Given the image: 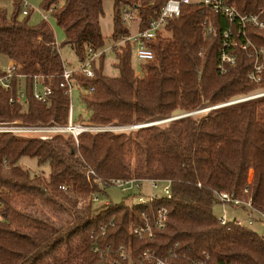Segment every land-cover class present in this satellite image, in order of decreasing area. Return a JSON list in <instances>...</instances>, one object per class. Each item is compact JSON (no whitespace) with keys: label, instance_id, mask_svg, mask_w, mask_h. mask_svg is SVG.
Masks as SVG:
<instances>
[{"label":"trees","instance_id":"trees-1","mask_svg":"<svg viewBox=\"0 0 264 264\" xmlns=\"http://www.w3.org/2000/svg\"><path fill=\"white\" fill-rule=\"evenodd\" d=\"M103 1L40 0L39 8L50 10L63 29L60 45L46 19L29 22L33 9L19 17L20 0L12 1L10 11L0 9V55L20 61L27 75L0 87V120H68L70 99L59 47L69 44L80 64L88 57V48L104 47L106 37L99 23ZM137 1L113 0L108 37L112 42L124 31L120 8ZM234 1L240 12L264 6V0ZM147 10H141V27L149 17ZM207 24L215 35L206 33ZM227 27L228 20L219 13L189 4L167 20L166 35L149 41L152 58L139 64V75L132 68L128 42L111 46L117 76L104 73L105 53L101 52L92 64L93 77L76 71L71 75L83 89L80 98L90 112L88 122L144 124L264 89V82L248 80L251 59L237 47L228 49L235 54L233 64L219 71L220 37ZM244 36L264 49L263 30L247 24ZM35 74H41L42 85L52 90L46 103L33 95ZM261 76L264 79V69ZM20 85L25 98L11 103ZM25 158L35 159L38 165L47 163L48 174L32 173L22 165ZM88 168L94 172L90 179L85 174ZM110 178L168 180L170 196L145 204H128L124 197L119 203L99 206L81 198L90 192L105 193ZM61 185L68 190L60 189ZM219 191L249 199L254 209L264 210V95L125 132L89 134L78 143L66 134L42 140L2 133L0 264H94L99 259L95 245L114 250L122 243L129 244L133 260L149 249L166 257L168 264H192L196 259L207 264H264V240L254 230L232 221L222 225L212 213L214 194ZM160 206L166 210V220L151 239L129 232L130 224L141 222L142 211ZM27 221L37 226L34 237L18 232ZM101 224L107 227L103 235H97ZM18 238L29 245L14 260L10 249ZM111 256L118 259L117 264H128Z\"/></svg>","mask_w":264,"mask_h":264},{"label":"built area","instance_id":"built-area-1","mask_svg":"<svg viewBox=\"0 0 264 264\" xmlns=\"http://www.w3.org/2000/svg\"><path fill=\"white\" fill-rule=\"evenodd\" d=\"M199 5L203 6L210 12L219 13L225 17L229 22V27L222 31L220 37V47L218 49V64L219 71H225L226 67L232 65L235 59V54L228 51L231 47H237L243 50L248 58L251 59V65L246 73L249 81L253 83L264 82L261 73L264 69V49L261 46L253 44L249 39L244 36L245 27L247 24L255 27L256 29L264 31V6L254 12H240L234 0H143L137 1L130 5L126 4L120 8V17L122 20L123 32L119 35L116 41L112 42L113 45H121L125 42L131 44L132 56L137 64H141L146 60L152 58V50L149 46V41L155 39L157 35H164V26L168 19L178 16L181 13L184 5ZM20 13L27 15L33 9L27 0H20ZM148 8L146 11L149 13L146 25L140 26L141 10ZM151 7V8H150ZM43 11V10H42ZM49 11H43L42 17L47 19ZM134 26V32H131V27ZM206 33L215 35L216 31L210 25L205 26ZM240 37V40L236 38ZM103 52L102 49L93 51L88 48V57L80 64L79 67L66 68L64 67L62 76L66 84V93L70 98L73 86H76L71 75L73 72H78L85 77H93L94 70L92 64L97 62L99 55ZM227 65V66H226ZM22 63L13 58H6L4 63H0V87L6 88L10 85L12 79L23 80L27 75L21 71ZM43 76L35 74L32 76V87L34 97L46 103L52 95V90L49 86L42 85ZM62 85V84H61ZM264 95V89L256 93L241 97L247 98L251 96ZM25 98V91L22 85L16 90L15 94L11 96L10 102H22ZM238 99V98H237ZM143 124H97L91 122L74 121L71 115V106L69 107L68 120L65 123L57 122H36L24 123L21 120H0V134L10 133L17 138H33L37 137L42 140L51 138L54 134L71 135L76 143L80 140H87L89 134L102 133V132H125ZM94 172L88 168L85 172L87 179ZM141 179L128 178H110L108 180L109 186H118L122 191L130 190L133 187H139ZM150 189L156 188V182H165L162 186V195L150 193V195L142 200L139 198V204H145L153 198L170 196L169 181L168 180H155L150 179ZM106 187V184L103 185ZM107 188V187H106ZM60 189L68 190L67 186L61 185ZM245 191V190H244ZM215 201L224 203L232 207H238L246 213V223L250 225L253 221L257 220L264 224V210L257 211L253 208L249 199H244L228 193L226 191H219L214 194ZM88 202H98L99 198L97 193L90 192L86 196ZM108 201L103 204H107ZM102 205V204H101ZM166 220V210L164 207L148 208L141 212V222L139 224H130L129 232L136 235L140 239H151L155 231L162 229ZM220 224H225L227 221H232L235 225H244L241 219L234 218L226 220L225 215L222 214L217 218ZM109 222L108 224H110ZM107 224H101L98 228L97 235H103ZM264 240V234L259 235ZM94 251L99 253V259L94 264H117L118 259L111 256L117 255L121 259H126L128 264H168L166 257L155 255L149 249L142 250L137 257L133 260L130 257V246L128 243H122L118 248L111 250L108 247L100 248L95 245ZM192 264H207L204 260L196 259Z\"/></svg>","mask_w":264,"mask_h":264},{"label":"rangeland","instance_id":"rangeland-1","mask_svg":"<svg viewBox=\"0 0 264 264\" xmlns=\"http://www.w3.org/2000/svg\"><path fill=\"white\" fill-rule=\"evenodd\" d=\"M12 1L13 0H0V9L6 8L10 11L12 9ZM27 1L33 7V11L30 13L29 16V22L31 24H36L41 19H43L42 17L43 11L39 8L40 0H27ZM23 16L25 15H22L21 13L19 14V17H23ZM112 16H113V0H104L103 13L100 15L99 18L101 32L106 37L104 47L102 48V50L105 53L104 73L108 76H117L118 70L114 66V63L116 62V58L114 51L111 49V45L113 43L112 40L108 38L112 32ZM46 21L51 25L55 33L56 42L58 45H60L64 38L63 29L56 24L54 17L51 16L50 14H48ZM130 30L131 32H134V26L131 27ZM163 34L166 35L167 33L163 32ZM59 53L66 68H73L80 66V62L76 57L72 47L69 44H64L61 47H59ZM5 61L6 58L0 55V63H4ZM131 65L132 68L134 69L135 74L139 75L140 74L139 65L137 64L133 56H131ZM82 92L83 89L77 86H73L69 98L70 106H71V115L74 121L87 122L90 112L86 109L85 105L81 101L80 94ZM22 165L30 168L32 173L46 176L49 172V166L47 163L38 165L35 159L25 158L23 159ZM164 184L165 182L157 181L156 188L150 189V181L141 180L139 182V187H133L127 191H122L118 186L111 185L105 189V193H101V192L97 193L99 201L93 203V205L99 206L106 201L119 203L122 201L124 197H126V202L128 204L138 203L139 198L144 200L150 195V193H155L156 195L161 196L162 195L161 188ZM86 196L87 195H84L81 198L86 200ZM40 208H42V206L38 205V209ZM212 213L216 218H219L222 214H224L226 220H231L232 216L238 215L237 217L241 219L244 225L254 230L258 235L264 234V224L255 220L250 225H248L245 219L246 213L243 212V210L238 207L237 208L232 207L227 204L219 203L215 201L212 205ZM1 217L2 216L0 215V218ZM30 223H31L30 221H27V223H22L23 226L21 225V227L18 228V232L20 234H25L27 236L34 237V229H36L37 226L36 224H30ZM27 245H29V243L26 242L25 240L21 238L15 239L10 249V257L16 260L19 256H22L26 250Z\"/></svg>","mask_w":264,"mask_h":264},{"label":"water","instance_id":"water-1","mask_svg":"<svg viewBox=\"0 0 264 264\" xmlns=\"http://www.w3.org/2000/svg\"><path fill=\"white\" fill-rule=\"evenodd\" d=\"M254 97H256V96H251V97H247V98H243V99H241V98L234 99V100H231V101H229V102L222 103V104H218V105H215V106H212V107H208V108H204V109H200V110H196V111H192V112H188V113H183V114H179V115L171 116V117L166 118V119H161V120H157V121H153V122L145 123V124H143L142 126H146V125L156 124V123H160V122H165V121H168V120L177 119V118H180V117H183V116H187V115H190V114H193V113H197V112H201V111L207 110V109H209V108L218 107V106H223V105H228V104H232V103L240 102V101H243V100L251 99V98H254Z\"/></svg>","mask_w":264,"mask_h":264},{"label":"crops","instance_id":"crops-1","mask_svg":"<svg viewBox=\"0 0 264 264\" xmlns=\"http://www.w3.org/2000/svg\"><path fill=\"white\" fill-rule=\"evenodd\" d=\"M237 216H238V215L232 216V219H234V218H238ZM239 219H240V218H239Z\"/></svg>","mask_w":264,"mask_h":264}]
</instances>
